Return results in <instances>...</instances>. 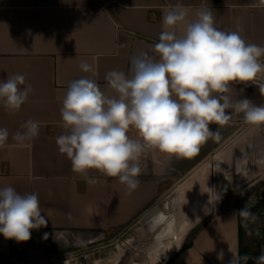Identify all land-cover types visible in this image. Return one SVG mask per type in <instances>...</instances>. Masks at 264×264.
<instances>
[{"label":"crops","instance_id":"crops-1","mask_svg":"<svg viewBox=\"0 0 264 264\" xmlns=\"http://www.w3.org/2000/svg\"><path fill=\"white\" fill-rule=\"evenodd\" d=\"M177 4L187 11L189 20L198 11L209 9L217 28L236 31L239 25L247 42L264 46V0H0V81L23 74L32 86L19 111H8L0 104V127L9 131L6 145L0 148V187L12 186L21 195L38 194L41 214L48 220L46 226L31 230L26 242L0 234V264H71L65 252L113 244L164 203L160 216L175 219L156 227L158 232L163 228L166 243L159 249L154 246L153 261L230 264L233 255H239L240 225L235 209L212 218L194 237L191 248L182 249L192 233V223L211 213L216 181L221 190L230 183L245 186L264 170V125H250L242 113L228 109V124L209 126L213 131L219 129L220 138H210L192 157L147 149L139 160V186L132 191L118 178L95 169L86 175L73 172L70 159L59 152L56 143L65 132L60 109L69 83L90 78L106 95L116 96L105 80L106 73L119 70L130 77L131 58L141 52L159 59L152 46L163 30L162 15ZM177 31L179 34L182 28ZM81 62L92 65L96 74L84 73ZM258 79L264 82V73ZM262 87L250 81L235 82L230 95L233 101L247 98L264 106ZM29 119L40 122L38 136L24 143L15 141L12 137L25 131L21 124ZM127 134L139 138L134 127ZM86 176L96 183H87ZM195 183L203 189L198 195L204 203L203 213L196 218L187 212L180 229V210L196 196ZM224 218H232L237 227L236 242L232 232L230 259L228 231L219 224ZM208 229L212 232L206 236L207 243L200 244ZM173 241L176 251L171 253L168 244Z\"/></svg>","mask_w":264,"mask_h":264},{"label":"clouds","instance_id":"clouds-1","mask_svg":"<svg viewBox=\"0 0 264 264\" xmlns=\"http://www.w3.org/2000/svg\"><path fill=\"white\" fill-rule=\"evenodd\" d=\"M162 27L159 42L152 46L159 59L141 52L131 58L130 77L119 70L106 73L116 96L106 95L90 78L69 83L60 109L65 132L56 143L70 159L73 172L86 175L95 169L118 178L132 191L139 186V160L145 150L192 157L210 138H220L219 129L209 126L228 124V109L242 113L250 125H264V106L247 98L233 101L230 95L233 83L245 84L264 73V46L247 42L239 25L236 31L217 28L209 9L189 20L187 11L177 4L162 15ZM178 28H182L179 34ZM79 67L96 74L87 62ZM31 92L25 75L8 76L0 81V104L8 111H19ZM130 126L137 130L138 139L127 134ZM21 128L25 131L12 138L24 143L38 136L40 122L29 119ZM8 138V129L0 127V148ZM86 181L96 183L87 176ZM41 213L38 194L21 195L12 186L0 187V234L6 239L30 240L31 230L48 223ZM237 214L246 221L257 218L246 207ZM248 260V255L234 254L230 264ZM254 264H264V253Z\"/></svg>","mask_w":264,"mask_h":264},{"label":"rangeland","instance_id":"rangeland-1","mask_svg":"<svg viewBox=\"0 0 264 264\" xmlns=\"http://www.w3.org/2000/svg\"><path fill=\"white\" fill-rule=\"evenodd\" d=\"M216 182L213 188L216 200L211 204V213L204 218L199 217L200 219L192 223L191 228H193V230L191 235L188 236L186 245L193 241L194 232L198 231L201 226L207 224L215 216L229 209H235L239 212L246 207L252 213H255L257 218L253 222L250 218L246 221L245 218L239 216L242 245L243 248L247 249L250 254L254 256V258L255 253L261 255L264 253V170L259 172L257 179L245 186L233 185V183H230L224 190H221L218 181ZM164 205L165 203L159 206L156 213H152L139 225L130 227L124 236L118 238L113 244L104 248L91 250H87L88 246L82 248L77 247L64 254L68 253L70 255L68 260L71 259V264H156L157 262V264H161L160 261H153V254L155 253L154 246L159 249L162 243L165 245L166 238L161 236L163 228L160 227L158 232L156 231V227L161 224L165 226L164 222L166 220L172 221V219H175L169 218V216H160L159 212L164 209ZM202 205H204V203H202ZM180 216L181 219L178 222V227L181 229L183 226L182 222L184 221L183 205L180 210ZM232 218H224L219 221L220 226L224 224V227L228 231L226 239L229 259L232 257L233 252L231 248L234 249L233 242L237 241V236L235 234L237 230L236 222L232 221ZM175 225H170L169 227L173 226L172 228L174 229ZM214 226L216 227V225ZM211 230L212 229H208L206 233L201 235L200 244L202 242H204V244L205 242L207 243L208 237L206 236L212 232ZM232 232L235 234V239Z\"/></svg>","mask_w":264,"mask_h":264},{"label":"bare ground","instance_id":"bare-ground-1","mask_svg":"<svg viewBox=\"0 0 264 264\" xmlns=\"http://www.w3.org/2000/svg\"><path fill=\"white\" fill-rule=\"evenodd\" d=\"M255 81L258 82V81H260V79H256ZM194 187H195V191L194 192H195L196 196H194V198L190 202H185V203L182 204L184 206V210L186 211L184 216H183V219H184V217H185L187 212H190V215H192L191 213L196 214L197 215L196 218H199L200 214H201V212L203 210V208H202L203 207V205H202L203 201L198 196L203 189L200 190V188H199L197 183L194 184ZM183 192H185L184 189H181V193H183ZM168 251L171 252V253L176 251V246H175V242L174 241L168 244Z\"/></svg>","mask_w":264,"mask_h":264},{"label":"trees","instance_id":"trees-1","mask_svg":"<svg viewBox=\"0 0 264 264\" xmlns=\"http://www.w3.org/2000/svg\"><path fill=\"white\" fill-rule=\"evenodd\" d=\"M205 225H206V224H205ZM205 225L201 226V227L199 228L198 231H195V232H194V234H193V238H192V239H194V237L196 236V234H197L200 230H202V229L205 227ZM189 248H191V243L185 245L184 248L182 249V251H183V250H186V249H189ZM179 253H180V252H179ZM239 255H240V256H244V255H248V256H249V260H248L247 264H254L255 259H256L258 256H260L259 253H257V254L255 253V258H254V256H252V255L250 254V252H249L247 249L243 248V245H242V232H241V227H240V250H239Z\"/></svg>","mask_w":264,"mask_h":264},{"label":"built area","instance_id":"built-area-1","mask_svg":"<svg viewBox=\"0 0 264 264\" xmlns=\"http://www.w3.org/2000/svg\"><path fill=\"white\" fill-rule=\"evenodd\" d=\"M250 82H254L255 84H260V85L264 86V83L261 80L259 82L255 81V80L254 81H250Z\"/></svg>","mask_w":264,"mask_h":264}]
</instances>
